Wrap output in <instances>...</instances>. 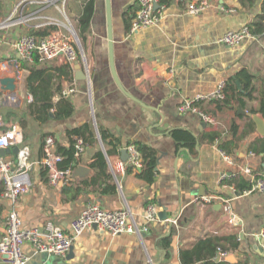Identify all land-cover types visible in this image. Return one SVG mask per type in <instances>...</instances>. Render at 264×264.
I'll use <instances>...</instances> for the list:
<instances>
[{
  "label": "crops",
  "instance_id": "obj_1",
  "mask_svg": "<svg viewBox=\"0 0 264 264\" xmlns=\"http://www.w3.org/2000/svg\"><path fill=\"white\" fill-rule=\"evenodd\" d=\"M22 1L0 0V23L15 14L13 24L0 28V62H9L6 70L0 68V74L18 79L17 101L2 109L7 122L15 118L14 113L26 111L33 100L26 86L30 72L19 60L15 41L23 34L38 31L66 33L70 26L79 36V18L89 0H49L48 4ZM198 1L158 0L157 23L131 33L129 24L139 9L138 0H111L117 73L125 88L145 107L125 95L113 78L106 0H94L95 10L84 43L88 65L79 60L73 64V78H61L63 88L77 86V92L69 96L74 112L43 124L28 117L23 145L30 151L28 171L32 185L16 202L0 194V238L11 210L19 212L26 227L52 221L63 229H69L71 221L89 203H98L107 210L129 207V221L140 228L146 223L145 210L151 203L157 206L158 213L165 207L168 218L161 220L158 216L141 234L124 232L112 236L96 227L86 230L74 239L72 252L65 256L46 255L43 260L41 253L27 243L24 251L30 257L29 264H183L181 251L192 249L210 235L225 240L234 235L238 238L239 246L228 251L231 262L264 264V193L244 194L236 181L221 179L228 172H240V177L249 179L244 173L246 167L255 171L264 168L261 157L251 152L253 140L261 135L247 115L258 108L259 98L249 99L242 94L221 107L216 100L196 103L200 111L214 117V122L205 121L197 112L180 110L184 102L198 94L213 92L231 79L240 82L242 71L255 76L254 94L259 95L264 84V34L253 35L236 46L219 40L227 31L255 21L263 0H256L250 9L243 8L239 0H208L205 11L189 13L188 5ZM11 63L17 64L18 71ZM63 64L66 63L60 58L42 62L50 68ZM78 64L83 72L77 69ZM59 99L57 94L54 101ZM175 128L188 129L197 137L194 150L175 140ZM75 129H81L87 138L90 131L95 134L77 159L91 171L53 185L41 172L43 138L48 134L56 145L69 146V133ZM100 129L118 139L119 145L115 147L112 138L103 141ZM212 133L218 136L211 139ZM231 141L236 145L226 146L231 151L227 154L222 145ZM134 142L146 143L159 153L157 175L152 182L141 178L140 170L128 171L129 158H122V150ZM109 149L115 151L108 153ZM222 151L231 156L232 163L225 160ZM98 152L106 155L110 175V163H125L126 171L118 175V181L91 166ZM5 157L17 159L12 152ZM226 204L231 206L236 224L229 223Z\"/></svg>",
  "mask_w": 264,
  "mask_h": 264
},
{
  "label": "built area",
  "instance_id": "obj_2",
  "mask_svg": "<svg viewBox=\"0 0 264 264\" xmlns=\"http://www.w3.org/2000/svg\"><path fill=\"white\" fill-rule=\"evenodd\" d=\"M37 1L39 3L48 4L49 0H23ZM64 2L66 0H63ZM158 0H138L139 9L133 18L130 32L135 33L139 30L149 28L155 25L159 19L156 9ZM209 7L208 0H200L191 2L188 5V12L199 14ZM15 14L11 15L2 23L0 28L13 24ZM26 18L23 17V20ZM22 20V21H23ZM18 21V19H17ZM68 32L56 30L48 35H36L34 33L23 34L15 41L14 45L19 54V60L23 63H33L34 55L38 54L40 61L47 62L52 59L60 58L62 62L73 64L82 60L88 65V57L86 53H82L78 45L79 38L76 30L70 26ZM253 36L249 24H244L238 29L227 31L220 38V42L228 46H236L248 40ZM9 62L1 61L0 68L6 70ZM6 75L0 74V150L12 148L16 145L20 147L17 159H7L0 152V183L3 185L2 196L8 200L16 202L21 195L27 193L32 185L28 164L30 151L28 146L23 145L24 131L18 121L7 122L2 112L5 104L15 103L17 95L8 94L1 83V78ZM225 84H221L215 91L207 94H198L191 100L184 102L180 106L181 111L197 112L205 121L214 122V117L208 113L200 111L196 106L201 100L223 101L226 98L224 92ZM77 92V86L69 85L63 88V95L69 97ZM55 141L53 136H48L44 145L45 155L41 160V165L48 168L49 182L57 185L59 182L71 181L72 169L61 170L58 162L62 157L54 150ZM76 147L78 149L77 156H81L85 150L86 144L82 138H78ZM129 151V163L135 170H141L143 162L137 148L132 145L127 147ZM222 156L228 162L232 163L231 156L222 151ZM112 174L118 181V175L124 174L126 165L123 161H119L116 165L110 163ZM244 173L249 176L252 185L251 188L245 189L244 194L254 192L264 193V168L261 171H255L252 167H246ZM240 172L223 173L222 180H230L232 183L239 178ZM234 188V187H233ZM210 202L209 198L203 199ZM224 210L229 215V223L236 224V216L232 212L229 204L224 206ZM146 223L140 228L136 223H131L132 212L129 207H121L115 210H107L98 203H89L82 212L76 216L69 226V229H63L58 224L47 221L43 226L26 227L23 220L16 210H11L5 220V231L0 238V264H27L30 257L24 251V245L30 243L37 253H45L48 255L65 256L70 251L74 239L84 231L98 228L103 232H108L112 236L124 232H134L141 234L147 232L150 224L158 219V208L151 203L145 210ZM264 240V233H263ZM264 246V241H263ZM230 253L223 249L219 250L218 259H226Z\"/></svg>",
  "mask_w": 264,
  "mask_h": 264
},
{
  "label": "trees",
  "instance_id": "obj_3",
  "mask_svg": "<svg viewBox=\"0 0 264 264\" xmlns=\"http://www.w3.org/2000/svg\"><path fill=\"white\" fill-rule=\"evenodd\" d=\"M239 2L243 8L250 9L255 5L256 0H239ZM94 10L95 2L94 0H89L86 3L79 18L78 32L83 45L87 39V33L90 30L91 19L93 17ZM249 25L253 35L258 36L264 34V0L262 1L261 13H259L256 17V20ZM130 27L131 24H129V29ZM34 34L48 35L49 33L38 31ZM23 67L27 68L30 72L29 76L27 77L26 86L29 93H31L33 97V100L29 103L26 111H19L13 114V116L19 119L23 131L25 130L26 126H28V117H31L35 121L43 124L50 119H64L73 114L74 105L69 97L63 95V85L61 82V78H65L67 80L73 78V67L71 65L63 64L60 67H46L42 65L39 55L35 54L32 65H27L26 62H23ZM238 77L242 86L239 88L235 79H231L229 82H227L224 88L226 98L223 101H217L219 102V106L221 107L223 104H229L233 97L244 94L249 99L259 98L258 108H253L252 110L254 113H260L264 116V84L259 91V95H255L254 92L257 90V86L254 83L255 76L247 71H242ZM231 90L233 93H230ZM57 94L60 99L58 102H55L54 98ZM242 103L244 104L243 100ZM252 129L253 127L251 126L250 130ZM236 131L237 126L234 125L233 133L235 134ZM69 134L71 136L69 146L57 144L54 148L55 152L62 157V159L58 162V167L61 170H73L77 166V159L80 157L77 156L78 149L76 147L78 138H82L85 144L89 143L91 139L95 138V134L92 131H90L89 138H87L81 129L72 130ZM100 135L103 141L106 142L108 138H112L113 145H115V147L119 145L118 139L108 134L105 130L100 129ZM172 135L180 144L187 146L191 150L195 149L197 137L190 130L185 128H175L172 131ZM48 136L49 135L47 134L43 138L42 158L45 155L44 145ZM217 136L218 133H212L210 138L214 139ZM229 143L222 145L223 149L227 151V154L231 153L227 147L232 144L236 145L234 141ZM132 145H134L139 151L143 162V167L140 170L139 176L148 182L154 181L157 175L156 167L158 165L159 158L158 151L152 146L143 142L128 143V146ZM250 148L251 152L259 155L264 162V136H257L253 140ZM110 151H115V149H109V152H107L110 153ZM91 166L99 167L107 178H113L112 174L110 175V173H107L109 165L106 155L103 152L96 153ZM41 167L43 178L49 180L48 168L44 165H41ZM128 169V171H132L135 168L131 165ZM235 181L237 188H239L240 192L242 193L245 189L251 188L252 183L249 179L240 177ZM113 188H115V186ZM106 190L107 189H105V191ZM2 191L3 185H0V194ZM227 241L230 243L228 246L225 245V242ZM238 246L239 240L235 235L232 236V238L229 237L228 240L216 235H210L206 238L200 239L192 249H183L181 251V261L183 264H236L227 258L218 259V253L220 249L229 251L231 248L235 249ZM237 264H246V262H240Z\"/></svg>",
  "mask_w": 264,
  "mask_h": 264
},
{
  "label": "water",
  "instance_id": "obj_4",
  "mask_svg": "<svg viewBox=\"0 0 264 264\" xmlns=\"http://www.w3.org/2000/svg\"><path fill=\"white\" fill-rule=\"evenodd\" d=\"M160 7V5L157 3L156 4V9H158ZM106 10H107V23H108V32H107V38H108V49H109V63H110V68H111V73L113 75V78L116 82V84L118 85V87L121 89V91L127 95L128 97H130L131 99H133L134 101H137L138 103H140L141 105L145 106L146 105L142 102L141 99L137 98L136 96L132 95L126 88L125 86L122 84L118 73H117V69H116V65H115V57H114V35H113V19H112V8H111V0H106ZM79 38V37H78ZM80 46V50L81 52L84 54V48L81 45V43L79 44ZM15 69H17V64L16 63H11ZM81 65L78 64L77 65V69L79 70V72H83L81 70ZM17 77L16 76H5L3 78H1V83L4 85V89L7 91L8 94H12L15 95L17 94ZM238 85L240 86V82L237 81ZM247 115L249 117H251L255 124H256V128L258 133L261 136H264V116L259 115L258 113H254V112H248ZM1 154L5 155L8 153H14L16 156H18L19 152H20V147L18 145L12 147V148H6V149H1L0 150ZM122 158L123 160H127L129 158V151L127 148H124L122 150ZM91 169L85 165L82 164H78L71 172V177L72 178H78V177H83L86 176L88 173H90ZM158 216L160 217L161 220H166L168 218L167 215V209L164 207L162 211H160L158 213ZM73 250V246L70 249V252H72ZM46 255L45 253H41L40 254V259L43 260V258L45 259ZM232 257H228L227 259L230 260ZM29 264V262L27 263Z\"/></svg>",
  "mask_w": 264,
  "mask_h": 264
},
{
  "label": "rangeland",
  "instance_id": "obj_5",
  "mask_svg": "<svg viewBox=\"0 0 264 264\" xmlns=\"http://www.w3.org/2000/svg\"><path fill=\"white\" fill-rule=\"evenodd\" d=\"M77 32V31H76ZM79 37V36H78ZM81 43V45L83 46V48H84V45H83V42L80 40V38H79V42H78V45ZM80 46V45H79ZM84 51H85V53H86V55H87V57H89L88 56V51L86 50V48H84ZM6 89V88H5ZM10 118H12L13 120L12 121H18L19 122V119L18 118H14V117H10ZM20 123V122H19ZM20 125H21V123H20ZM22 126V125H21Z\"/></svg>",
  "mask_w": 264,
  "mask_h": 264
}]
</instances>
